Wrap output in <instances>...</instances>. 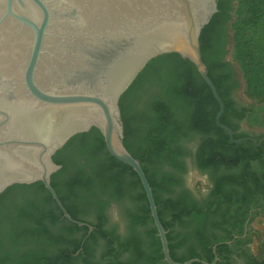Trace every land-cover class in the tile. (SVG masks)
<instances>
[{"label":"trees","instance_id":"16d2710c","mask_svg":"<svg viewBox=\"0 0 264 264\" xmlns=\"http://www.w3.org/2000/svg\"><path fill=\"white\" fill-rule=\"evenodd\" d=\"M231 2L217 1V12L200 32L199 48L207 75L224 105L220 123L232 131L235 140H239L245 135L235 134L233 125L226 120L232 82L230 69L236 71L234 64L237 66L247 97L264 102V0H240L234 9ZM232 10L231 16L228 12ZM225 38L231 43L232 64H226L229 72L222 73L212 58ZM237 86L239 83H235L234 88ZM118 106L123 145L141 165L164 230L174 224L185 225L173 203L162 200V196L170 192L174 176L185 171V158H192L199 170L210 173L214 168L246 165L258 157L251 142L233 144L216 125L217 102L194 65L177 54H164L149 61L121 95ZM247 112V108L243 109L241 119H245ZM194 142L196 148L191 153L188 145ZM52 160L60 169L51 175L50 185L73 220L80 222L73 214L74 200L71 198L85 204V216L91 218L95 214L100 216L110 203H116L126 220L129 236L128 246L121 249H130L133 261L138 260L139 245L144 241L142 233L147 239L145 242L153 247L154 260L163 258L137 175L131 167L109 155L98 130L92 128L75 135L53 155ZM221 181L240 180L223 178ZM52 211L62 216L40 182L13 185L0 195V264H51L38 244L48 242L42 236L43 221L53 223L57 220L58 216ZM167 212L171 217L165 223L162 216ZM185 214L191 222L201 223L204 219L197 212ZM66 225L81 228L70 222ZM92 227L101 229L97 224ZM81 229L86 230V227ZM102 234L109 235L104 231ZM111 237L109 242L113 243ZM199 237L200 234L196 239L203 243ZM166 238L173 261L182 263L197 258L210 262L197 255L186 260L175 259L172 252L176 244L171 231L167 232ZM77 248L78 245L74 251ZM252 264H264V260H254Z\"/></svg>","mask_w":264,"mask_h":264},{"label":"water","instance_id":"95a60500","mask_svg":"<svg viewBox=\"0 0 264 264\" xmlns=\"http://www.w3.org/2000/svg\"><path fill=\"white\" fill-rule=\"evenodd\" d=\"M218 0H0V49L22 35L20 53L0 59V195L13 185L42 183L63 217L73 220L50 185L60 169L52 157L72 137L95 128L115 160L137 175L166 264H208L172 260L151 188L137 159L123 145L119 99L149 61L177 54L190 61L219 109L216 125L233 144L232 131L220 123L224 105L207 75L199 36L217 12ZM68 38L57 27L73 22ZM66 41L60 54L47 43ZM45 78L46 83L41 79ZM50 81V82H49Z\"/></svg>","mask_w":264,"mask_h":264},{"label":"flooded vegetation","instance_id":"af4514ba","mask_svg":"<svg viewBox=\"0 0 264 264\" xmlns=\"http://www.w3.org/2000/svg\"><path fill=\"white\" fill-rule=\"evenodd\" d=\"M231 6L234 9V0ZM228 13L232 16L233 10ZM230 23L231 21L228 22V27ZM226 38L212 58L222 73L229 72L226 64H232L229 57L231 43L226 42ZM230 73L232 82L228 91L229 112L226 120L233 125L235 134L245 135L242 142H251L254 145L258 157L246 165L214 168L210 173L199 170L193 164L192 158L184 159L185 171L174 176L170 192L162 196V200L173 203L185 224H174L166 230L171 231L176 244L172 252L175 259L186 260L197 255L210 259L208 264H252L254 260H259L253 250L251 235L255 232L254 223L264 219V132L257 135L244 128L245 119H241V116L246 107L237 98L239 86L234 88L235 83H239L238 74L232 69ZM195 148V142L188 145L191 153ZM194 173L198 174L197 179ZM223 178L240 181L225 183L221 181ZM71 199L74 200L73 214L91 229H81L85 226H79L80 229L68 228L66 224L69 221L63 215L59 216V212L52 211L53 215L58 216L57 220L53 223L43 221L42 236L48 242L38 244L51 264L165 263L163 258L160 261L154 260L153 247L145 242L147 239L142 233L141 239L144 241L139 245L138 260L133 261L130 249H121L128 246L126 220L121 224L119 215L111 209L112 203L100 212V216L96 217L95 214L91 218L85 216V204ZM192 211L204 217L201 223L191 222L185 214ZM170 217L167 212L162 219L166 223ZM95 224L101 225V229L92 227ZM102 231L109 235H103ZM199 234L203 243L196 239ZM109 236L114 239L113 243L109 242ZM77 245L78 248L74 251Z\"/></svg>","mask_w":264,"mask_h":264},{"label":"rangeland","instance_id":"374dc122","mask_svg":"<svg viewBox=\"0 0 264 264\" xmlns=\"http://www.w3.org/2000/svg\"><path fill=\"white\" fill-rule=\"evenodd\" d=\"M239 3L240 0H234L235 8L238 7ZM231 50L232 49L230 45L229 57L232 61ZM234 66L238 74L239 81V87L237 89V98L248 109L243 126L246 131L258 135L261 132H264V102L259 99H251L247 97V95L245 94L244 84L240 72L235 64ZM194 176L196 177L195 179L199 177L196 173H194ZM111 209L114 210L116 215H119L121 224H124L125 219L123 217L119 205H117L116 203H112ZM254 230L255 232H253V234L251 235L253 250L259 260H264V219L256 221V223H254Z\"/></svg>","mask_w":264,"mask_h":264},{"label":"bare ground","instance_id":"6f19581e","mask_svg":"<svg viewBox=\"0 0 264 264\" xmlns=\"http://www.w3.org/2000/svg\"><path fill=\"white\" fill-rule=\"evenodd\" d=\"M69 1H72V0H65V2L67 3L66 6H68ZM78 26H81V23L78 22L77 20L76 25L73 24V22H67V23H64L63 26L57 27L55 30L60 35H65L68 38H70L77 31ZM23 41H24V37L22 35H19L11 41L12 48L10 49V51H8L6 47L4 49L3 48L0 49V59L2 61L1 63L5 64L8 58L9 59L11 58L12 60L16 59L18 57V54L20 53L19 47L21 46ZM47 46L54 52L60 54L61 51H65L63 50L64 48L68 47V43L66 41L62 43L55 41V43L54 42L47 43ZM41 80L44 83L47 82L45 78H42Z\"/></svg>","mask_w":264,"mask_h":264}]
</instances>
